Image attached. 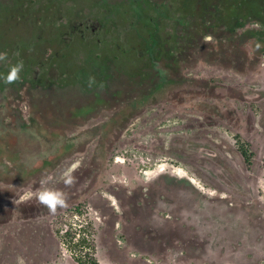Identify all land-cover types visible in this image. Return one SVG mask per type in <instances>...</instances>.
Returning a JSON list of instances; mask_svg holds the SVG:
<instances>
[{
  "label": "rangeland",
  "instance_id": "1",
  "mask_svg": "<svg viewBox=\"0 0 264 264\" xmlns=\"http://www.w3.org/2000/svg\"><path fill=\"white\" fill-rule=\"evenodd\" d=\"M231 16L257 27L264 0H0L7 58L34 47L26 76L0 82V264H76L53 226L78 202L101 264H264V57L247 43L244 64L224 59ZM111 36L140 57L102 50ZM44 189L64 205L27 196Z\"/></svg>",
  "mask_w": 264,
  "mask_h": 264
},
{
  "label": "trees",
  "instance_id": "2",
  "mask_svg": "<svg viewBox=\"0 0 264 264\" xmlns=\"http://www.w3.org/2000/svg\"><path fill=\"white\" fill-rule=\"evenodd\" d=\"M248 23V20L240 19V17L236 16H231L227 21L223 22L224 31L221 35L222 54L224 59H227L235 67L241 66L247 61L248 57L242 50L243 45L247 43L250 45L253 62H257L264 57V21L257 27L249 26ZM91 29L92 28H89L87 24L79 29H76L74 25L69 26L67 33L69 32L70 42L74 41L71 39L73 35H76L77 38L82 41L85 37V33L87 31L90 33ZM154 30L155 27L152 28V32H150L149 35L145 34V38H150L151 43L147 46L145 45L144 54L150 51L151 46L156 43ZM138 32L141 36H143L141 31ZM98 40L101 44L100 48L102 50L107 49V46L111 44V46L115 45L114 48H118L121 55L126 57H130V54H126V51L130 49L136 50L138 57L141 55V51L135 47H132L131 44L126 48H119L118 44L115 42V38H112V36L107 41H105V39L102 37L98 38ZM61 42L64 43L65 46L69 45V43L66 45L64 39H61ZM81 43L86 44L87 42ZM32 48L34 47H29L27 54L19 52V58L15 59V63L22 62L23 64V70L20 73V76H22L21 78L26 76L28 67H30V62L27 56H29ZM16 49H13V51L15 52ZM0 51L6 52L9 56V52L11 50L10 48L1 46ZM13 58L14 55H12L10 58H7L3 62H0V71H7L6 67L13 63ZM145 101L146 97L144 96L134 99L125 107H123L114 117H112L109 123L112 124L116 120L127 118L130 113L137 109V107L143 105ZM238 149L243 161L249 165L251 161L249 144L246 141L241 140L240 147ZM53 232L62 248L68 252L76 264H101L96 257L97 228L94 218L90 215V211L86 202H78L62 211V214L59 215L54 222Z\"/></svg>",
  "mask_w": 264,
  "mask_h": 264
},
{
  "label": "clouds",
  "instance_id": "3",
  "mask_svg": "<svg viewBox=\"0 0 264 264\" xmlns=\"http://www.w3.org/2000/svg\"><path fill=\"white\" fill-rule=\"evenodd\" d=\"M7 58L6 52H0V62L5 61ZM23 70L22 62H17L15 64H9L7 71H0V82L4 84H12L20 78V73ZM66 183H70L66 181ZM28 198L35 196L38 202L46 206L50 211L54 212L59 206L64 205V194L59 191H54L50 189H44L35 193H27ZM22 264V262H21Z\"/></svg>",
  "mask_w": 264,
  "mask_h": 264
},
{
  "label": "crops",
  "instance_id": "4",
  "mask_svg": "<svg viewBox=\"0 0 264 264\" xmlns=\"http://www.w3.org/2000/svg\"><path fill=\"white\" fill-rule=\"evenodd\" d=\"M190 189H192V188H190ZM189 188H188V190L187 191H184V193L185 194H187V195H184L183 197H181L180 195H178V199L183 203V205H185L186 204V206H188V208H191L192 207V201L193 200H195L196 199V197H197V195H196V190H194V189H192V190H190ZM191 195V196H190ZM176 195H174L173 197H175ZM181 198H183V199H181ZM193 198V199H192ZM203 199H204V201H203V203H205V205H206V207H208V209L206 210V211H210L213 207H212V205H209V203H210V200H208L207 198H205V197H203ZM170 202H165V204H169ZM209 206H210V208H209ZM165 207V206H164ZM168 206H166V208H167ZM213 210H211V212H212ZM206 213H209V212H206Z\"/></svg>",
  "mask_w": 264,
  "mask_h": 264
}]
</instances>
